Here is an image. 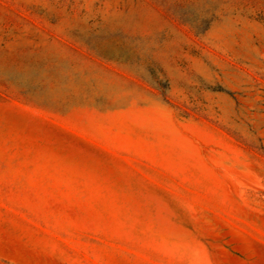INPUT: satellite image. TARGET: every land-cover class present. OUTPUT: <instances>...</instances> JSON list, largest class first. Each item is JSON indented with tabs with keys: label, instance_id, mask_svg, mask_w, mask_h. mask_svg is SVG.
I'll return each mask as SVG.
<instances>
[{
	"label": "rangeland",
	"instance_id": "1",
	"mask_svg": "<svg viewBox=\"0 0 264 264\" xmlns=\"http://www.w3.org/2000/svg\"><path fill=\"white\" fill-rule=\"evenodd\" d=\"M0 264H264V0H0Z\"/></svg>",
	"mask_w": 264,
	"mask_h": 264
}]
</instances>
